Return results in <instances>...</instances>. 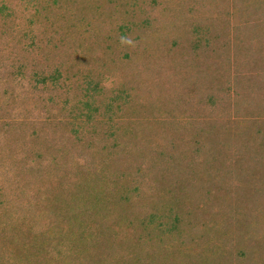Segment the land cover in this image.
<instances>
[{
  "label": "rangeland",
  "instance_id": "rangeland-1",
  "mask_svg": "<svg viewBox=\"0 0 264 264\" xmlns=\"http://www.w3.org/2000/svg\"><path fill=\"white\" fill-rule=\"evenodd\" d=\"M0 264H264V0H0Z\"/></svg>",
  "mask_w": 264,
  "mask_h": 264
}]
</instances>
